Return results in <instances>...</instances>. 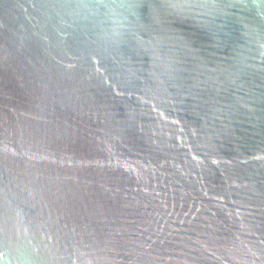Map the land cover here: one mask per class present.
Segmentation results:
<instances>
[{"label": "water", "instance_id": "95a60500", "mask_svg": "<svg viewBox=\"0 0 264 264\" xmlns=\"http://www.w3.org/2000/svg\"><path fill=\"white\" fill-rule=\"evenodd\" d=\"M0 264H264V0H0Z\"/></svg>", "mask_w": 264, "mask_h": 264}]
</instances>
